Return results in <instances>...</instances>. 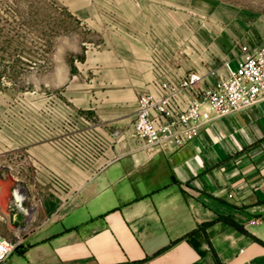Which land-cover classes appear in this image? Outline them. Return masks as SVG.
Wrapping results in <instances>:
<instances>
[{
  "label": "crops",
  "instance_id": "0c3cea01",
  "mask_svg": "<svg viewBox=\"0 0 264 264\" xmlns=\"http://www.w3.org/2000/svg\"><path fill=\"white\" fill-rule=\"evenodd\" d=\"M128 2L104 48L112 58L78 104L98 116L87 130L103 151L84 162L68 140L0 134V236L18 243L5 264H264V99L179 150L139 148L129 132L158 74L153 52L210 44L192 42L200 26L169 0ZM161 62L227 74L225 64Z\"/></svg>",
  "mask_w": 264,
  "mask_h": 264
},
{
  "label": "rangeland",
  "instance_id": "374dc122",
  "mask_svg": "<svg viewBox=\"0 0 264 264\" xmlns=\"http://www.w3.org/2000/svg\"><path fill=\"white\" fill-rule=\"evenodd\" d=\"M169 2L200 26L192 42L210 46L154 51L156 62L180 58L220 67L242 42L264 39V0ZM133 6L128 0H0V134L71 141L88 129L87 119L96 125L95 111L78 104L112 58L105 49L118 37L116 13Z\"/></svg>",
  "mask_w": 264,
  "mask_h": 264
},
{
  "label": "built area",
  "instance_id": "2783aa9c",
  "mask_svg": "<svg viewBox=\"0 0 264 264\" xmlns=\"http://www.w3.org/2000/svg\"><path fill=\"white\" fill-rule=\"evenodd\" d=\"M225 68L226 75L216 68L208 74H179L158 60L152 89L138 97L129 132L139 148L150 153L179 150L196 139L207 124L264 99V39L242 42L236 67L227 61ZM207 76L213 78L211 84L206 83ZM70 143L84 162H90L105 148L104 141L90 130ZM17 245L0 236V264L6 263Z\"/></svg>",
  "mask_w": 264,
  "mask_h": 264
},
{
  "label": "trees",
  "instance_id": "16d2710c",
  "mask_svg": "<svg viewBox=\"0 0 264 264\" xmlns=\"http://www.w3.org/2000/svg\"><path fill=\"white\" fill-rule=\"evenodd\" d=\"M224 219L227 220V221H229V222H231V223L236 224V223L234 222V220H232L230 217H224ZM210 223H211V221H208V222H204V223H202V224H201L196 230H194L193 232H195V231H197V230H199V229H202L203 231H205L206 228H207V226H208ZM193 232H191V233H193Z\"/></svg>",
  "mask_w": 264,
  "mask_h": 264
}]
</instances>
